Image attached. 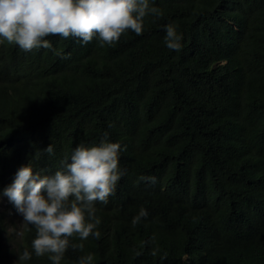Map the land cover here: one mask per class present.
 <instances>
[{
  "label": "trees",
  "instance_id": "1",
  "mask_svg": "<svg viewBox=\"0 0 264 264\" xmlns=\"http://www.w3.org/2000/svg\"><path fill=\"white\" fill-rule=\"evenodd\" d=\"M149 4L162 14L114 45L0 44V194L22 166L53 174L107 134L125 174L96 204L100 238H71L83 249L61 264L88 254L92 264H264V0ZM169 23L179 52L164 43ZM4 197L0 264H52L32 249L34 226L8 239ZM141 208L148 216L133 226Z\"/></svg>",
  "mask_w": 264,
  "mask_h": 264
},
{
  "label": "clouds",
  "instance_id": "2",
  "mask_svg": "<svg viewBox=\"0 0 264 264\" xmlns=\"http://www.w3.org/2000/svg\"><path fill=\"white\" fill-rule=\"evenodd\" d=\"M161 14L160 9L150 7L149 0H0V44H15L25 52L52 49L47 38L60 36L84 44L95 38L101 46L114 45L129 31L142 35L145 18ZM165 33L166 47L179 52L183 36L177 26L167 24ZM120 151L121 145L110 142L105 134L99 144L76 146L53 174L34 171L31 163L17 171L0 198L6 196L23 222L34 226L32 249L37 257L48 255L52 264H61L69 247L83 249V244H72L71 238H100L96 204L108 203L125 174L119 167ZM43 152L51 156L53 145ZM40 155L35 154L36 158ZM139 180L156 183L155 176H141ZM147 216L141 208L133 226ZM30 258L27 250L19 257ZM93 259L92 254L81 256L79 264H92Z\"/></svg>",
  "mask_w": 264,
  "mask_h": 264
},
{
  "label": "rangeland",
  "instance_id": "3",
  "mask_svg": "<svg viewBox=\"0 0 264 264\" xmlns=\"http://www.w3.org/2000/svg\"><path fill=\"white\" fill-rule=\"evenodd\" d=\"M0 204L5 206L7 200L5 197L0 198ZM23 217L17 213L15 207L9 208L7 213V237L9 240H15L19 237L22 228Z\"/></svg>",
  "mask_w": 264,
  "mask_h": 264
}]
</instances>
